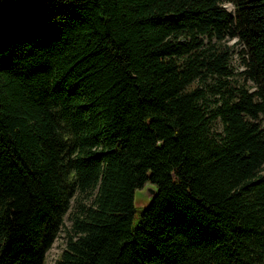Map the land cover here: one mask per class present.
I'll use <instances>...</instances> for the list:
<instances>
[{"label":"trees","instance_id":"obj_1","mask_svg":"<svg viewBox=\"0 0 264 264\" xmlns=\"http://www.w3.org/2000/svg\"><path fill=\"white\" fill-rule=\"evenodd\" d=\"M77 191L50 264H264V0H0V264Z\"/></svg>","mask_w":264,"mask_h":264},{"label":"rangeland","instance_id":"obj_2","mask_svg":"<svg viewBox=\"0 0 264 264\" xmlns=\"http://www.w3.org/2000/svg\"><path fill=\"white\" fill-rule=\"evenodd\" d=\"M228 11H231V7L229 5L226 6ZM236 54L233 55V60H235ZM235 69L242 70L240 68L241 65H237V63L234 64ZM237 65V66H236ZM252 90V87H250ZM148 184H145L141 189L135 190L133 195V204L135 206H142L145 204L142 202L140 193L145 188V186ZM92 199V194L89 192H75L73 197L70 200L69 207L66 211V213L63 216V223L60 227L55 239L51 243V246L47 249L45 256H44V264H50L53 262L54 259L58 256L59 252L61 251L64 243H65V237L68 232L72 231V219L74 216L80 213V210L82 207L87 206Z\"/></svg>","mask_w":264,"mask_h":264},{"label":"water","instance_id":"obj_3","mask_svg":"<svg viewBox=\"0 0 264 264\" xmlns=\"http://www.w3.org/2000/svg\"><path fill=\"white\" fill-rule=\"evenodd\" d=\"M155 194H156L155 187L149 184L146 185L145 188L140 193L141 200L142 202L145 203L142 206L147 205L152 200Z\"/></svg>","mask_w":264,"mask_h":264}]
</instances>
